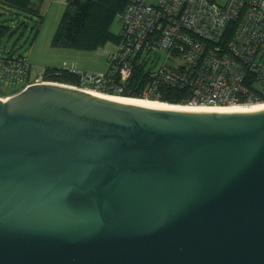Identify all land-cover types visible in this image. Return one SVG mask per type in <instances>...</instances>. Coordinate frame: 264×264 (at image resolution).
I'll return each instance as SVG.
<instances>
[{
	"label": "water",
	"instance_id": "1",
	"mask_svg": "<svg viewBox=\"0 0 264 264\" xmlns=\"http://www.w3.org/2000/svg\"><path fill=\"white\" fill-rule=\"evenodd\" d=\"M0 264H264V112L0 99Z\"/></svg>",
	"mask_w": 264,
	"mask_h": 264
},
{
	"label": "built area",
	"instance_id": "2",
	"mask_svg": "<svg viewBox=\"0 0 264 264\" xmlns=\"http://www.w3.org/2000/svg\"><path fill=\"white\" fill-rule=\"evenodd\" d=\"M119 24L116 49L101 50L103 73L59 68L56 74L74 75L78 84L44 81L46 70L32 76L27 57L0 51V83L25 82L20 90L58 83L154 101L168 89L183 92L184 105L264 102V0H127Z\"/></svg>",
	"mask_w": 264,
	"mask_h": 264
},
{
	"label": "rangeland",
	"instance_id": "3",
	"mask_svg": "<svg viewBox=\"0 0 264 264\" xmlns=\"http://www.w3.org/2000/svg\"><path fill=\"white\" fill-rule=\"evenodd\" d=\"M158 2L159 0H147L152 5ZM74 12L75 5L68 0H27L22 6L0 0V30L5 29L0 37L1 52L27 57L32 76L43 70L59 68L72 69L81 74L105 72L108 58L101 50L113 52L116 43L108 41L91 51L67 48L55 43L63 15ZM110 31L114 35L120 33L118 18L111 23ZM24 83L1 81L0 96L18 91Z\"/></svg>",
	"mask_w": 264,
	"mask_h": 264
},
{
	"label": "trees",
	"instance_id": "4",
	"mask_svg": "<svg viewBox=\"0 0 264 264\" xmlns=\"http://www.w3.org/2000/svg\"><path fill=\"white\" fill-rule=\"evenodd\" d=\"M2 1H7L16 6H22L27 0ZM68 2H73L75 12L73 14L65 13L63 15L55 43H60L67 48L91 51L99 48L108 41L114 43L118 41L120 33L114 35L110 31V25L115 18L119 20V15L124 10L127 0H68ZM4 32V28L0 30V37ZM56 71L46 70L43 77L44 81L60 82L70 85L78 84V78L76 76L65 73L56 74ZM183 95V92L167 89L163 90V95L158 101L174 105H184L182 100ZM121 97L138 99L137 94H123Z\"/></svg>",
	"mask_w": 264,
	"mask_h": 264
},
{
	"label": "bare ground",
	"instance_id": "5",
	"mask_svg": "<svg viewBox=\"0 0 264 264\" xmlns=\"http://www.w3.org/2000/svg\"><path fill=\"white\" fill-rule=\"evenodd\" d=\"M87 94L124 105L137 106L150 110L176 111V112H191V113H218V114H245V113H260L264 112V102L251 104L247 106L232 105V106H209V105H174L162 103L159 101L148 99H135L121 96L105 95L97 92H86Z\"/></svg>",
	"mask_w": 264,
	"mask_h": 264
}]
</instances>
